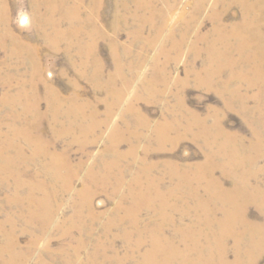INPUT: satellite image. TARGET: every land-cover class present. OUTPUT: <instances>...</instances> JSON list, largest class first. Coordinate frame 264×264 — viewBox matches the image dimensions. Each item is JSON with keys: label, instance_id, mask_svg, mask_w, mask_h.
<instances>
[{"label": "rangeland", "instance_id": "1", "mask_svg": "<svg viewBox=\"0 0 264 264\" xmlns=\"http://www.w3.org/2000/svg\"><path fill=\"white\" fill-rule=\"evenodd\" d=\"M39 1L4 0L5 9H2L0 1V12L6 13L7 17V24L4 21L0 23V142L12 126L22 127L26 122L20 105L6 101V98L13 97L22 89L31 93L32 82L35 92H38L40 112L44 114L32 123L33 133L41 134L44 140L51 143L52 153L60 155L70 164L74 177L71 189H58L52 179L42 172L41 164L50 160L43 157L39 165L25 168L19 163L17 169L23 173L22 178L26 182L20 187L14 184L12 177L3 180V173L6 172L0 169V247L13 237L16 252L25 256L17 257L23 262L16 259L9 263L10 255L0 249V264H142V255L150 243L149 229L162 220L153 207L159 204V199H152L150 193H146V197H134L129 189L133 179L143 174L140 173L142 157L146 154L144 159L155 166L140 178L143 183L138 189L151 191L153 188L147 187L148 180L155 181V188L161 194L176 188L174 194L178 197L170 198L169 202L179 210L168 215L176 223L183 207L195 204L193 198L187 197V185L179 183V176L186 167L203 162L205 158L199 143L189 137L180 139L176 145L167 143L164 148H158L154 126L164 121L171 122L175 116L174 108L180 100L187 110L201 118L210 120L213 113L218 114L222 127L228 132L244 136L247 140L252 136L248 113L239 111L237 101H233L235 105L232 108L228 107V93L219 90L230 75L228 70L225 68L213 79L202 72L207 48L214 43V49L221 50L220 34L228 37L226 42L231 44L229 46L235 44L230 34L232 26L242 20L241 7L232 0H149L145 7H137L136 3L144 5L147 0H102L98 8L92 6V0H54L72 6V27L84 26L85 33L79 38L84 44L93 42L94 49L88 57L90 62L85 67L75 42L66 49L69 40L72 42L71 38L60 39L56 48L47 41L46 34H51L49 26H39L34 16V3ZM77 4L79 7H76ZM47 10L38 9L42 15H47ZM63 15L64 9L58 8L53 18L59 21ZM59 23L61 29L69 26L66 19ZM92 30H98L100 34L87 36ZM17 45L30 50L16 55L13 48ZM229 56L237 58L239 54L232 49ZM97 63L102 66V86L90 76L96 73ZM36 73H41V77ZM115 73L122 76L116 82L117 87L125 77L129 78L130 86L125 99L112 110L110 119L100 129L102 136L93 137L94 140L84 147L72 136L55 137L51 132L55 123L45 92L48 86L65 102L72 98V102L83 107L85 115L77 119L79 122L105 121L108 105L113 100L105 85ZM234 82L230 87L240 85L241 91L248 95V108L255 109L259 104L255 98L258 89L248 88L246 82ZM130 99H134L136 111L149 121V126L143 130L144 137L120 142L118 165L109 171L107 164L115 159L116 154L107 150L112 142L107 133L113 123L121 121L124 126L121 115ZM261 102H264V96ZM67 103H64L63 111L69 108ZM252 116L257 118L255 114ZM127 118L135 120L132 114H128ZM67 121L65 117H60L58 122ZM170 135L173 136L174 132ZM17 143L24 146L26 155L31 153L22 139H18ZM131 146H134V155L127 154ZM168 161L179 168L176 174L165 164ZM260 164L264 165V160ZM107 173L110 178L108 184L105 182ZM215 176L230 187L229 179L219 169ZM30 181L43 182L46 186L47 191L37 188L35 195L40 201H44L47 195L52 218L33 214L30 220L27 212L33 205L28 200ZM120 181L126 182V185L119 191ZM53 185L58 190H54ZM85 189L93 190L88 209L80 196ZM13 194L17 198H12ZM200 194L203 197L207 195L202 190ZM137 203L141 206L134 205ZM132 206L138 219L137 227L131 226V216L127 214ZM247 214L250 219L262 216L254 205L248 206ZM71 218L72 226L63 230L70 224ZM195 221L196 216L191 215L179 225L190 227L198 223ZM173 233L174 226L166 229L167 235ZM142 235L146 236V241L141 248L134 249ZM175 240L178 248H184ZM200 245L207 246L205 234ZM190 256L195 258L197 255L190 251ZM228 256L233 258L231 252ZM257 264H264V255L259 257Z\"/></svg>", "mask_w": 264, "mask_h": 264}, {"label": "bare ground", "instance_id": "2", "mask_svg": "<svg viewBox=\"0 0 264 264\" xmlns=\"http://www.w3.org/2000/svg\"><path fill=\"white\" fill-rule=\"evenodd\" d=\"M0 1L2 2V9H5L4 0ZM147 1L144 5L138 2L136 6H148L149 0ZM232 1L238 4L242 10V20L235 23L231 28L230 35L235 39V44L232 45L233 47L229 46L231 44L226 42L228 37L220 34L219 39L222 40L221 50H215L214 43L207 48L208 55L202 72L206 73L208 77L212 76L213 79L225 68L228 70L230 75L218 88L222 93H228V107L232 108L235 105L233 101H237L239 111L248 113L247 121L252 128V136L247 140L244 136L228 132L222 127L218 114L213 113L210 120L201 118L195 112L187 110L180 100L174 108L175 116L173 120L171 122L164 121L154 126V137L158 148H164L167 143L176 145L180 139L189 137L199 143V148L203 151L205 158L203 162L186 167L179 176L181 181L179 183L184 186L187 185V197L193 198L195 204L194 206L188 204L184 206L176 223L173 218L168 216L171 212L179 210L176 205L169 202L170 198L178 197L174 194V191H177L176 188L170 189L168 193L163 192L161 194L155 188V181L148 180L150 183L147 187L153 188L151 191L138 189L142 187L143 183L140 178L144 177L155 166L154 163H148L144 159L146 154L142 157L140 173L143 174H139L133 179L129 189L134 193V197H146V193H150L152 199H159V204L153 207L162 216V220L156 222L149 229L150 243L148 249L142 255V264H176L178 261L183 262V264H257L259 257L264 255V165L260 164L264 160V102H261L264 96V0ZM125 3H123L124 7H126ZM101 5L102 0H92L94 8ZM34 6L36 8L35 20L39 26L44 25L50 28L49 33L51 34H46L47 41L49 40L52 46L56 48L59 46L58 41L60 39L71 38L72 42L69 40L66 49H69L75 42L78 46V53L83 59L82 65L86 67L90 62L88 57L92 53L94 45L92 41L84 44L79 38L80 35L85 33L86 28L84 26L72 27V6L64 1L58 3L54 0H40L35 2ZM76 7H79V5L77 4ZM39 8H47V15H42L38 11ZM58 8L64 9V15L59 21H56L53 14ZM65 19L68 21L69 26L67 29H61L59 22ZM5 20H7L6 13L4 14L1 11L0 23L4 21L5 24ZM43 30L46 32L45 28ZM95 34H100V32L92 30L87 36L92 37ZM232 49L238 52L239 56L237 58L229 56ZM25 50L29 51L30 48L17 45L13 48V53L21 55ZM38 67L37 71L39 72ZM97 67L96 73H92L90 76L100 83L102 81V66L97 63ZM36 74L40 76L41 73ZM121 77V73H115L106 82L105 86L112 93L113 100L108 105L105 121L79 122L77 119L83 118L85 115L83 107L72 102V98L68 99V103L65 102L57 92L48 86L45 91L46 98L52 111V121L55 123V128L51 129L52 134L57 138L72 136L74 141L79 142L83 147L93 141L94 138H100L102 136L100 129L110 119L112 110L125 99L127 89L130 86L129 78L125 77L121 81L120 87H117L116 82ZM233 81L246 82L248 88L256 87L258 89L255 98L259 104L255 109L248 108V95L241 91L240 85L230 87ZM101 84L102 82L100 86L103 85ZM30 85L32 87L31 93L22 89L13 97L6 98V101L20 105L22 117L26 122L22 127L12 126L9 134L5 135L0 142V169L6 172L3 173L2 179L8 180L12 177L15 181L14 184L20 187L26 182L22 178L23 173H20V170L17 169L19 163L27 168L29 165H39L42 157L49 158L50 160L46 164H41L42 172L52 179L53 184L58 189L67 191L72 186L73 168L60 155L52 153L49 141L44 140L41 134L33 133L32 123L36 119L39 120L44 114L39 109L38 92H35L32 82H30ZM134 99H130L125 103L126 110L121 115L124 126L121 125V121H118L109 127L110 130H108L107 135L110 140L112 139V142L107 150L116 154L115 159L107 164L109 171L118 165V157L121 156L119 151L120 142L144 137L143 130L149 126V121L136 111L133 103ZM64 103H67L69 108L63 111ZM128 114H132L135 120H129L127 118ZM253 114L257 116L256 119L252 116ZM60 117H65L68 121L59 123ZM171 132H174L173 136L170 135ZM18 139H22L30 147L31 153L29 155L25 154L24 146L17 143ZM10 151L13 153H10ZM127 154H135L134 146L130 147ZM165 164L172 173L176 174L178 172L179 168L177 169L173 163L168 161ZM218 169L224 177L229 179L230 187L226 186L221 178L215 176ZM105 180L108 184L110 180L109 173L105 175ZM30 182L28 200L29 203L33 204L30 211H27L30 220L32 221L31 216L33 214L36 216L42 214L44 217L50 218L51 212L47 204V195L44 201H40L35 195L37 188L44 191L46 186L43 182ZM119 184L121 186L118 190H122L126 182L120 181ZM54 185L52 187L55 190L57 188ZM201 190L207 195L203 197L200 194ZM92 194L93 190L91 189H85L80 193L85 203L84 207H89ZM12 198L17 197L13 194ZM250 205L258 208L262 214L260 218L250 219L248 217L247 208ZM134 208L132 206L128 209L127 214L131 216V226L137 227L138 219L133 212ZM217 214L220 216L217 217ZM191 215L196 216L195 222H198L197 224H192L190 227L179 225V222L182 223L184 219ZM71 226L72 218L70 224L64 227L63 230H68ZM170 226H174V233L167 235L166 229ZM58 227L62 228V226ZM204 234L207 238L206 248L200 245ZM125 235L128 236L129 234ZM175 239H177L180 246L181 244L184 245V248H178ZM145 241L146 236L142 235L137 239L134 249L141 248ZM230 242H232L231 246L229 245ZM15 248L16 242L13 237L8 238L5 244L0 247L1 250L10 255L8 258L9 263L16 261V259L22 261L17 257H25L24 253L16 252ZM190 251H194L197 256L191 258ZM229 252L233 254L232 259L228 258Z\"/></svg>", "mask_w": 264, "mask_h": 264}]
</instances>
